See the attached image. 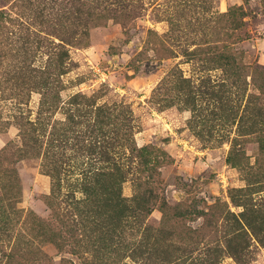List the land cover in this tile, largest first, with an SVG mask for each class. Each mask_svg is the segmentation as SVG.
I'll return each instance as SVG.
<instances>
[{
    "label": "rangeland",
    "instance_id": "374dc122",
    "mask_svg": "<svg viewBox=\"0 0 264 264\" xmlns=\"http://www.w3.org/2000/svg\"><path fill=\"white\" fill-rule=\"evenodd\" d=\"M0 264H264V0H0Z\"/></svg>",
    "mask_w": 264,
    "mask_h": 264
}]
</instances>
